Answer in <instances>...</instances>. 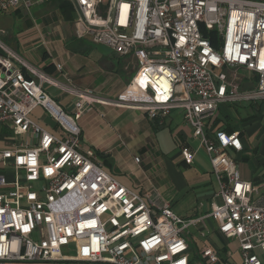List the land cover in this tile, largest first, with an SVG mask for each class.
<instances>
[{
  "label": "built area",
  "instance_id": "1",
  "mask_svg": "<svg viewBox=\"0 0 264 264\" xmlns=\"http://www.w3.org/2000/svg\"><path fill=\"white\" fill-rule=\"evenodd\" d=\"M21 2L0 0V10ZM74 2L77 36L136 57L130 86L143 96L130 105L150 119L184 110L218 184L209 216L238 241L239 264H264V176L240 178L228 152L242 149L238 131L205 132L219 104L264 101V0H116L110 21L112 0ZM202 29L215 30L216 47ZM240 68L251 77L227 76ZM44 84L76 97L75 116ZM94 102L105 101L57 84L0 41V264H189L181 233L195 221L123 185L83 148L75 117ZM38 106L57 133L32 119ZM181 154L192 162L189 149ZM202 255L219 260L211 248Z\"/></svg>",
  "mask_w": 264,
  "mask_h": 264
},
{
  "label": "crops",
  "instance_id": "2",
  "mask_svg": "<svg viewBox=\"0 0 264 264\" xmlns=\"http://www.w3.org/2000/svg\"><path fill=\"white\" fill-rule=\"evenodd\" d=\"M66 2L22 0L14 8L16 13L22 4L26 9L34 7L35 13L23 20L16 34L5 32L1 42L32 66L49 74L57 84L66 89L90 91L105 101L94 102L90 111L75 117L82 130L83 148L92 149L103 169L123 185L144 198L156 196L157 204L167 201L172 212L181 219L195 221L188 226L190 239L184 238L189 247V264H210L202 255L206 248L219 256L215 264H239L238 241L226 238L219 231L217 221L209 216L212 202L220 200L215 196L218 184L199 139L193 136L191 125L183 119L184 110L171 107L166 115L150 119L144 111L130 105V100L143 96L130 89L137 69L136 57L133 54L120 56L109 47L77 36L74 22L79 14L71 1L70 6ZM56 64L61 65L60 70L56 69ZM44 85L47 93L75 116L76 97L55 85ZM245 85L241 83V87ZM262 103L219 104L205 125L209 136L216 131L240 133L241 151L228 152L236 162L240 178L253 184L264 176V145L252 147L249 143L250 136L258 129H262L264 135ZM49 117L43 112L42 120ZM53 126L57 129L55 123ZM182 148L194 154L192 162L184 161Z\"/></svg>",
  "mask_w": 264,
  "mask_h": 264
},
{
  "label": "rangeland",
  "instance_id": "3",
  "mask_svg": "<svg viewBox=\"0 0 264 264\" xmlns=\"http://www.w3.org/2000/svg\"><path fill=\"white\" fill-rule=\"evenodd\" d=\"M19 13L14 8H10L7 10H0V41L2 40V36L5 32H11L12 33H17V31L20 28V24H22L23 20L25 18H29L31 16V13H35L34 11V7H31L26 9L23 4L19 6ZM98 13L101 16H105V10H102L101 7H98ZM34 11V12H33ZM104 47V46H103ZM105 48V47H104ZM251 73L248 72L247 70L240 68L238 69V71L236 72L233 69H228L227 70V76L230 79H239V76H247V77H251ZM243 102H247V101H243ZM263 106L264 107V101H263ZM43 109L38 106L36 107V109L34 110V112L32 113L33 118H36L37 122L39 121L41 124L44 125V127H46L47 129L51 130L52 132L57 133L58 130L54 128L53 126V122L52 119L49 117V119L47 120H42V115H43ZM56 130V131H55ZM261 134V135H260ZM260 135V138L258 137ZM249 143L252 145V147H254L256 144H258L260 147L264 145V135H263V130L262 129H258L255 134L251 135L249 138ZM230 150V149H228ZM230 152V151H229ZM231 153V152H230ZM105 169V168H104ZM106 170V169H105ZM191 230V228L189 229H185L181 235L186 238V239H190V234L189 231ZM69 252H72L71 250Z\"/></svg>",
  "mask_w": 264,
  "mask_h": 264
},
{
  "label": "trees",
  "instance_id": "4",
  "mask_svg": "<svg viewBox=\"0 0 264 264\" xmlns=\"http://www.w3.org/2000/svg\"><path fill=\"white\" fill-rule=\"evenodd\" d=\"M68 3V6H70L71 2L69 0H66ZM202 33H203V36H205V38L209 39L210 40V43L213 45V46H217V42H218V38L216 36V32L215 30H207L205 31L204 29H202Z\"/></svg>",
  "mask_w": 264,
  "mask_h": 264
},
{
  "label": "water",
  "instance_id": "5",
  "mask_svg": "<svg viewBox=\"0 0 264 264\" xmlns=\"http://www.w3.org/2000/svg\"><path fill=\"white\" fill-rule=\"evenodd\" d=\"M72 1H73L74 8L76 9V11H78L77 6H76L74 0H72ZM115 1H116V0H112V2H111L110 12H109V14H108V20H109V21L111 20V18H112V16H113V11H114V10H113V6H114ZM78 14L81 16L80 11H78Z\"/></svg>",
  "mask_w": 264,
  "mask_h": 264
},
{
  "label": "bare ground",
  "instance_id": "6",
  "mask_svg": "<svg viewBox=\"0 0 264 264\" xmlns=\"http://www.w3.org/2000/svg\"><path fill=\"white\" fill-rule=\"evenodd\" d=\"M131 86H132V85H131ZM130 89H131L132 92H135V93L137 92V87L134 86V85H133Z\"/></svg>",
  "mask_w": 264,
  "mask_h": 264
}]
</instances>
